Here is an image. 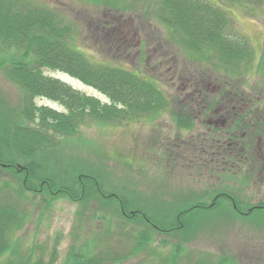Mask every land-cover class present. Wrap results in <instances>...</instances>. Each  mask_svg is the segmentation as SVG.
<instances>
[{
  "label": "rangeland",
  "instance_id": "374dc122",
  "mask_svg": "<svg viewBox=\"0 0 264 264\" xmlns=\"http://www.w3.org/2000/svg\"><path fill=\"white\" fill-rule=\"evenodd\" d=\"M26 1L55 12L63 28H71L72 45L91 62L122 68L156 84L162 98L170 101V108L172 104L177 108L178 92L195 76L204 79V89L209 92L221 87L222 82L233 86L239 83L252 97L262 93L264 101V68L260 71L261 63L264 64V0H199L220 8L226 22L223 35L228 34L224 43L236 44V51L245 46L251 57L247 67L245 55L240 66H227L226 60H221L223 57L213 50L194 52L189 42L185 45L169 21L160 22L161 0ZM199 37L201 44L204 40ZM19 56L17 49L0 42V141H8L16 126L28 125L21 114L26 106L65 111L58 103L28 97L20 83L5 74ZM32 60L22 63L29 65ZM223 68L238 75L230 76ZM43 72L105 102L100 93L60 72ZM163 111L157 120L146 114L137 115L135 121L108 123L85 118L74 134H58L56 145L44 149L45 157L38 152L33 157L8 158L13 151H6L7 158L2 160L11 161L13 167H25L26 161L39 158L44 164L37 178L30 176L25 182V177L14 175V169L0 167V203L16 204L27 218L22 230L15 234L20 253H30L48 262L56 252L52 264H61L71 247L78 248L87 241L90 245L97 238L98 249L128 256L140 232L146 230L151 241L144 247L136 243L135 250L141 249L140 254L129 256L120 264H172V254L178 256L176 248L182 253L174 264H264V217L260 215L263 212H255L253 219L243 222L221 201L216 211L200 210L183 216L181 221L187 222L188 231L179 227L182 222L177 213L194 204L189 200L212 204L218 195L229 201L228 195L245 210L264 202V174L247 173L233 185L227 174L210 172L207 176L195 166L190 168V161L183 165L174 162L171 167L161 157L164 148L158 150L155 142L169 138L172 142L176 134L183 141H191L198 133L195 127L178 132L169 113ZM256 144L261 147L255 138L253 146ZM75 174L93 176L104 193L116 195L121 201L106 205L109 202L95 197L87 206H81L43 188L42 177L54 175L58 182L72 183ZM146 220L165 227L164 231L148 227Z\"/></svg>",
  "mask_w": 264,
  "mask_h": 264
},
{
  "label": "trees",
  "instance_id": "16d2710c",
  "mask_svg": "<svg viewBox=\"0 0 264 264\" xmlns=\"http://www.w3.org/2000/svg\"><path fill=\"white\" fill-rule=\"evenodd\" d=\"M31 4L26 0H0V42L7 48H14L20 52L18 62L12 63L11 69H6L5 74L20 83L28 97L31 95L33 98L39 97L56 102L65 109V113H58L47 107H36L33 104L26 106L21 114L28 121V125L16 126L8 141H0V162L5 165L4 167L0 164V167L14 169L16 177H25L24 182L29 181L30 176L37 178L40 175L44 169L41 158L39 161L35 159L26 161L25 167H21L20 171L13 167L11 161L2 160L3 158L7 156L15 158V155L33 157L38 152L41 157L43 155L45 157L44 149L56 145L54 140L58 138V134L65 136L74 134L85 117L104 123L134 120L138 114H158L168 105L155 84L144 82L130 72L90 62L72 45L74 38H69L71 28L64 29L60 17L55 12ZM162 5L164 16L162 14L161 18L165 19L166 23L169 21L171 24H168L181 35L182 40L189 42L193 50H213V53L226 60L227 66L240 64L242 55L249 59L245 46L244 51H236V44L224 43L228 38L226 37L228 34L225 35L226 38L223 35L225 17L210 4L199 0H163ZM199 34L204 40L201 44ZM220 34L224 40L219 38ZM29 58L30 61L33 59L32 63L23 65L22 62ZM9 63L10 61L8 65ZM32 65L34 67H31ZM223 65L225 67V64ZM45 69L62 72L77 79L105 95L110 104H102L60 80L44 75ZM196 84L200 83L194 85L195 89L200 90V86ZM197 101L198 99L193 100L194 103ZM169 111L173 114L171 109ZM6 151L13 153L4 156ZM42 178L43 188L47 192L60 198L67 197L81 206H87L95 197L102 202L108 201V205L116 203L117 200L113 195L104 193L93 176L75 174L72 183L67 180L58 182L54 175ZM53 186L54 189L51 188ZM196 209L201 208L188 207L178 211L182 222L179 227L185 229L183 232L188 231V225L186 221L183 223L181 218ZM26 220L25 214L16 204L0 203V264H52L56 258V252L48 262L35 258L30 253H23L27 255L21 256L23 254L16 245L18 240L15 234L22 230ZM146 222L148 227L159 232L164 231L165 227L149 220ZM176 225L175 223L174 226ZM149 240V235L143 231L136 243L144 247ZM89 243L87 241L78 248L71 247L61 264H116L121 260L113 257L115 255L111 251L98 249L97 238L90 245ZM135 246L132 250L133 255L139 253ZM176 253L180 255L181 249L176 248Z\"/></svg>",
  "mask_w": 264,
  "mask_h": 264
},
{
  "label": "flooded vegetation",
  "instance_id": "af4514ba",
  "mask_svg": "<svg viewBox=\"0 0 264 264\" xmlns=\"http://www.w3.org/2000/svg\"><path fill=\"white\" fill-rule=\"evenodd\" d=\"M216 90L211 95L210 92L204 94L203 98H216L218 103L213 107L208 103L189 102L194 93L187 86L183 88L181 96L186 103L177 110L179 120L173 121V127L178 132H184L183 127L189 118L197 129L198 137L183 141L176 134L173 143L171 138L162 139L155 142V147H163L164 156L177 164L190 161L189 167L195 166L201 173H226L230 184L241 180L247 173L248 176L257 172L264 174V105L259 97L249 101L251 95L234 86L218 87ZM255 138L262 149L257 144L253 146ZM175 143L179 144L172 146ZM261 182L264 184V179Z\"/></svg>",
  "mask_w": 264,
  "mask_h": 264
}]
</instances>
